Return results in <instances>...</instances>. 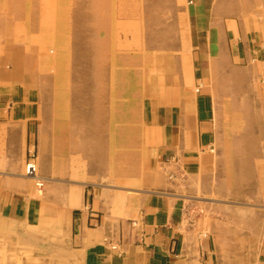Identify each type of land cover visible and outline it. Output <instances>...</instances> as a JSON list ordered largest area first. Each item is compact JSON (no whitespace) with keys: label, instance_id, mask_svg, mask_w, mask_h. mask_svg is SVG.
<instances>
[{"label":"crops","instance_id":"obj_1","mask_svg":"<svg viewBox=\"0 0 264 264\" xmlns=\"http://www.w3.org/2000/svg\"><path fill=\"white\" fill-rule=\"evenodd\" d=\"M117 1L74 9L89 30L82 136L73 101L37 96L0 63V264H264V197L228 198L220 175L227 156L252 172L263 156L255 134L232 132L225 94L251 92L264 0H148L130 22ZM144 12L149 52L123 53L117 29ZM97 140L119 142L114 165L105 146L97 168ZM37 144L38 180L25 173ZM32 242L55 256L20 257Z\"/></svg>","mask_w":264,"mask_h":264},{"label":"rangeland","instance_id":"obj_2","mask_svg":"<svg viewBox=\"0 0 264 264\" xmlns=\"http://www.w3.org/2000/svg\"><path fill=\"white\" fill-rule=\"evenodd\" d=\"M147 2L148 0H118L117 8L121 12L117 16L128 22L133 21L137 15L136 10H141ZM78 4H81L80 8H82L83 4H87V0H0V63H4L7 69L15 72L18 86H29L37 96L39 90L43 89L47 91H45V100L73 101L74 106L79 107L74 111L75 116L79 112L82 136L87 130L89 30L87 13H78L74 10ZM146 15L144 12L143 16L140 14L138 17V22L141 24L138 29L134 24L128 29H117L123 39H117L115 45L118 49H122L123 53L146 54L149 52L146 34L150 29H148ZM36 25L39 27L37 28ZM101 45L92 44L93 53L94 47L98 52V47L101 48ZM111 46L107 44L108 50ZM257 62L256 73H253L249 82L251 92L225 94L226 99H232L239 104L238 108L233 110L232 132H235L238 137L247 132L255 134L258 138L255 147L262 150L261 154H263L255 158V172L251 171L253 166L249 164L246 156L224 158L225 165L221 166V179L229 182L228 185L232 187L224 189L225 195L228 198H239L241 202L248 197L250 191L252 193L250 195L254 197H264V188H262L264 186V54H261V60ZM244 83L247 82L241 77L239 84ZM62 111L65 112L66 109H53L54 114L62 113ZM101 125V129L104 128V125L103 127ZM96 127L98 128L99 125ZM115 127L113 125V131ZM118 143L113 140L96 141L97 168L102 164L106 147L107 154L111 155L114 165ZM236 144L243 152L249 148L250 142L239 140L234 142V146ZM34 152L38 166V144ZM84 154L81 152L75 157L82 159ZM254 184L257 188H249ZM50 239L52 238L48 237L46 240L44 238V244L47 242L51 245L55 242V239ZM34 242L31 247H25L28 248V254L21 251L20 257L24 258L28 255L45 263L44 260H49L48 257L55 256L52 252L48 255L40 253L37 248L40 243L37 242L38 245H36Z\"/></svg>","mask_w":264,"mask_h":264},{"label":"built area","instance_id":"obj_3","mask_svg":"<svg viewBox=\"0 0 264 264\" xmlns=\"http://www.w3.org/2000/svg\"><path fill=\"white\" fill-rule=\"evenodd\" d=\"M25 173L27 177L38 180V166L36 163V155L34 151H30L29 159L25 166ZM39 185H40V182H39Z\"/></svg>","mask_w":264,"mask_h":264},{"label":"bare ground","instance_id":"obj_4","mask_svg":"<svg viewBox=\"0 0 264 264\" xmlns=\"http://www.w3.org/2000/svg\"><path fill=\"white\" fill-rule=\"evenodd\" d=\"M45 21V20H44ZM104 180V179H103Z\"/></svg>","mask_w":264,"mask_h":264}]
</instances>
